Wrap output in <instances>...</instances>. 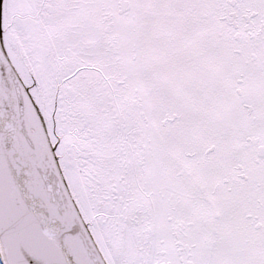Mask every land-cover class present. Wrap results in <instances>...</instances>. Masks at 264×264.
I'll list each match as a JSON object with an SVG mask.
<instances>
[{
	"label": "snow or ice",
	"instance_id": "6c2138e0",
	"mask_svg": "<svg viewBox=\"0 0 264 264\" xmlns=\"http://www.w3.org/2000/svg\"><path fill=\"white\" fill-rule=\"evenodd\" d=\"M0 264H264V0H0Z\"/></svg>",
	"mask_w": 264,
	"mask_h": 264
}]
</instances>
